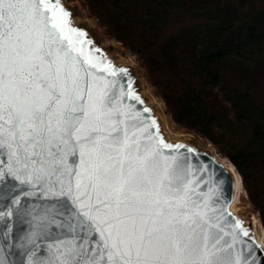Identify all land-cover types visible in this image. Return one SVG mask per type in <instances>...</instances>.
Instances as JSON below:
<instances>
[{
    "label": "snow or ice",
    "instance_id": "obj_1",
    "mask_svg": "<svg viewBox=\"0 0 264 264\" xmlns=\"http://www.w3.org/2000/svg\"><path fill=\"white\" fill-rule=\"evenodd\" d=\"M90 45L61 0H0V264H264Z\"/></svg>",
    "mask_w": 264,
    "mask_h": 264
},
{
    "label": "trees",
    "instance_id": "obj_2",
    "mask_svg": "<svg viewBox=\"0 0 264 264\" xmlns=\"http://www.w3.org/2000/svg\"><path fill=\"white\" fill-rule=\"evenodd\" d=\"M89 2L140 56L173 119L235 163L264 225V0Z\"/></svg>",
    "mask_w": 264,
    "mask_h": 264
},
{
    "label": "water",
    "instance_id": "obj_3",
    "mask_svg": "<svg viewBox=\"0 0 264 264\" xmlns=\"http://www.w3.org/2000/svg\"><path fill=\"white\" fill-rule=\"evenodd\" d=\"M61 3L70 13V22L72 26L74 28L83 30L87 34V40L91 41L89 48L95 47L100 49L98 55H101L107 61H110L111 65L117 69V74L115 76H109L108 78L118 81L125 87L130 86L131 89L135 91L136 94L144 101L143 105L131 100H129L128 103L133 104L137 109L146 107L151 110L150 113L144 115L151 116V118L157 122L159 126V134L167 143L172 145H183L182 148L175 149L176 154L178 156L188 158L189 164L192 166L190 168V172L194 174V177L197 173V170H200L199 176L207 180L208 186L214 189V197L219 198L220 200L218 207L227 205L226 210L228 213H231V217H235L237 220L243 223L245 228L250 229V237L254 239H250L249 237H242V239L249 242V247L258 245L259 248L256 249L255 254L257 257H260V250H264V240L262 238V235H264V225L260 219V216H256L258 218V222H256L253 215L243 213L232 207V203L236 198L237 188L239 184L243 185L242 175L235 163L229 157L223 154L216 144H214L215 146L210 145L211 141L207 144H200L188 137H173L168 135L162 126L157 109L142 91V81L137 75L135 67L129 62L121 61L120 59L110 56L106 47L93 37L88 27L76 22L72 7L69 6L65 0H61ZM121 69H125L126 74L120 71ZM189 149L191 151H189ZM219 153H221V155H219ZM225 157H227L228 160H226ZM200 190L205 191L206 189L204 186H201ZM20 202L27 205L30 201L27 198L21 197ZM5 203L8 202L5 201ZM32 203L34 207H39V204L36 201L33 200ZM15 207L16 206L13 205V208ZM2 210L3 207L0 206V211ZM231 217L229 218V221H231ZM5 219L11 222L10 228L12 232L19 234L20 222L15 212L13 211V214L11 216H6ZM227 230L231 231V229ZM10 259L15 260L16 258L11 257Z\"/></svg>",
    "mask_w": 264,
    "mask_h": 264
},
{
    "label": "rangeland",
    "instance_id": "obj_4",
    "mask_svg": "<svg viewBox=\"0 0 264 264\" xmlns=\"http://www.w3.org/2000/svg\"><path fill=\"white\" fill-rule=\"evenodd\" d=\"M65 2L72 7L76 22H79L86 27H90L96 34L97 40L106 47L110 56L116 59L124 58L123 60H125V62H129L135 67L137 75L142 81V87H145L146 89L144 95L148 98L154 96V98L158 97L160 99L161 102L159 110H161L165 115V121H161V123L165 131L169 130L170 133L175 132L174 134H178V137H188L200 144L210 143V140L207 137L203 136L198 130L187 128L185 125L173 119L170 111L168 110L163 98L159 93L157 85L153 83L152 74L149 73L148 68L142 62L140 56L136 52L131 51L128 46H126L124 43H122L120 40H117L110 34L103 16L97 9L93 8L90 5L89 0H65ZM257 88L264 98V74L260 79ZM153 105L155 106V108H157L156 104ZM214 144L215 143L211 141V145ZM237 206L238 211L246 214H251L253 215V217L259 215L255 203L252 201L245 188L240 196V200L238 201Z\"/></svg>",
    "mask_w": 264,
    "mask_h": 264
},
{
    "label": "bare ground",
    "instance_id": "obj_5",
    "mask_svg": "<svg viewBox=\"0 0 264 264\" xmlns=\"http://www.w3.org/2000/svg\"><path fill=\"white\" fill-rule=\"evenodd\" d=\"M123 59H124V58H123ZM123 59L120 58L121 61H125V60H123ZM142 91H143V93L146 92L145 87H142ZM149 99H150V102H151L152 104H156V106H157L156 109H157V111H158L160 121L164 122V121H165V115H164V113H163L161 110H159V108H160V102H161L160 99H159L158 97L154 98V96H153V97H152V96L149 97ZM154 99H155V101H154ZM166 133H167L168 135H170V136L178 137V134H174L175 132H174V133H170L169 130H168V131L166 130ZM184 135H185V133H184ZM210 145H211V143H210ZM214 146H215V145H214ZM219 155H221V153H219ZM225 159L228 160L227 157H225ZM243 191H244V186H243L242 184H239V186H238V188H237L236 198H235L234 202L232 203V207H233L234 209H238L237 203H238V201L240 200V196H241V194H242ZM254 218H255V221L258 222V218H257L256 216H255ZM262 238H263V240H264V235H262Z\"/></svg>",
    "mask_w": 264,
    "mask_h": 264
}]
</instances>
